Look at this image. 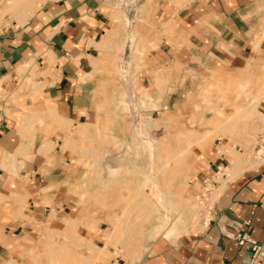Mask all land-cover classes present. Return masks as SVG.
Masks as SVG:
<instances>
[{"label":"crops","instance_id":"1","mask_svg":"<svg viewBox=\"0 0 264 264\" xmlns=\"http://www.w3.org/2000/svg\"><path fill=\"white\" fill-rule=\"evenodd\" d=\"M115 14H121L127 26L117 79L129 94L146 93L149 98L139 97L132 109L123 98L128 95L124 89L122 98L108 105L106 110L116 112L122 121L114 119L104 136L108 143L101 156L104 180L113 178L116 170H137L142 177L150 171L152 158L146 142L154 143L156 151L166 139L150 136L151 120L143 113L150 104L153 110H166L162 118L174 115L173 106L165 101L159 107L155 98L186 95L191 89L174 81H189L206 69L239 74L264 67V0H49L24 21H1L0 225L5 230L0 264L18 262L16 257L24 247L21 238L32 235L54 210L64 217L70 208L58 193L62 184L83 174L79 161L70 162L80 160V154L64 147L67 135L63 130L45 135L35 129L55 128L51 113L76 132L96 125L100 111L96 98L105 79L97 64L107 53L106 42L113 36L110 17ZM146 16L148 23L143 20ZM143 33L150 37L144 43L138 41ZM135 64L139 69L134 72ZM37 65L43 74L34 77ZM135 112L141 113L140 126L133 120ZM35 113L44 117L42 125L29 119ZM118 146L131 154L138 148L137 156L116 152ZM201 156L208 166H202L199 175L227 158L214 148ZM20 199L28 201L21 214L15 204ZM168 218L169 214L161 216L155 229ZM155 232L148 231L140 252L130 253L132 257L121 264H251L250 244H240L239 235L264 242V160L226 181L202 230H189L172 239ZM87 236L90 241L101 240L93 231Z\"/></svg>","mask_w":264,"mask_h":264},{"label":"rangeland","instance_id":"2","mask_svg":"<svg viewBox=\"0 0 264 264\" xmlns=\"http://www.w3.org/2000/svg\"><path fill=\"white\" fill-rule=\"evenodd\" d=\"M8 1L0 0V22L10 19L24 21L49 0H18L15 7L3 12ZM19 1L23 2L24 9L32 11L27 18L14 16ZM149 18L144 17V22L148 23ZM110 19L113 36L106 42L107 53L97 64V71L105 79L101 81L96 98L100 104L96 125L90 129L84 126L81 132H76L75 129H66L64 120L51 113L50 120L56 127L35 129L45 135L63 130L67 135L64 147L80 154V160L72 159L70 162L78 164L79 161L84 167L83 174L79 178H72L70 184H62L58 193L62 200L69 202L70 208L64 217L54 210L52 216L45 217L37 225L32 235L21 238L20 244L24 247L16 257L18 262L13 261L14 264H121L132 257L130 253L140 252L146 233L156 230L161 216L169 214L170 218L154 234H166L177 220L180 229L167 236L170 239L189 230H202L210 217L209 205L217 199L226 181L264 160V67L255 72L249 68L239 74L206 69L195 73L189 81L181 79L173 82L174 85H185V90L191 88L186 95L155 96L159 107L165 101L166 105L174 107L173 116L162 118L166 110H153L150 104L145 108L143 115L147 121L151 120L148 122L149 127L152 125L150 136L167 138L164 143H159L164 146L158 145L159 149L155 151L156 167L152 172L158 184L154 187L157 191L151 186L140 184L142 175L137 170L123 169L120 173L116 170L113 178L104 180L106 171L102 169L101 156L102 149L108 146L104 136L114 119L122 121L120 116L115 115L116 112L106 109L122 98L121 93L126 88L117 77L127 26L121 14H115ZM139 34L137 31L136 35ZM148 34H141L138 41L144 43L150 38ZM123 58L129 70L130 65L124 54ZM138 69L139 65L135 64L131 71ZM32 74L34 77L42 75V68L35 66ZM113 75L114 79H106ZM126 91L128 95L123 98L128 100L132 109H135L134 104L139 97L149 98L146 93L139 96ZM238 103L242 107L236 106ZM260 104L262 112L258 110ZM134 115L135 124L140 126L141 113L135 112ZM29 119L42 125L44 117L41 113H35ZM191 130L193 132H189ZM138 145L141 147L142 143ZM209 148L219 150L227 158L218 178L219 183L212 190L206 205L200 203L198 198V179L201 167L208 166L201 153ZM134 149L138 151V148ZM141 150L144 149L141 147ZM115 151L121 154L126 151L127 155L137 156L136 152L131 154L121 146ZM146 162L148 167V152ZM163 164L166 167L164 169ZM157 193L164 205L158 201ZM15 204H18L21 214L28 201L20 199ZM4 230L5 227L0 225V241ZM89 231L99 233L101 240L90 241L87 236ZM107 232H112L108 239Z\"/></svg>","mask_w":264,"mask_h":264},{"label":"built area","instance_id":"3","mask_svg":"<svg viewBox=\"0 0 264 264\" xmlns=\"http://www.w3.org/2000/svg\"><path fill=\"white\" fill-rule=\"evenodd\" d=\"M223 168V164L218 165L215 169H207L198 179L200 189L198 191V198L200 203L206 204L209 202V196L212 190L218 185V178ZM222 176L224 173L221 174ZM213 204V203H212ZM212 204L209 205V213L212 208ZM207 205V204H206ZM239 243H249L252 250L251 264H261V259L264 257V242L248 238L245 235H239Z\"/></svg>","mask_w":264,"mask_h":264},{"label":"bare ground","instance_id":"4","mask_svg":"<svg viewBox=\"0 0 264 264\" xmlns=\"http://www.w3.org/2000/svg\"><path fill=\"white\" fill-rule=\"evenodd\" d=\"M20 2V1H19ZM17 3H18V0H10V1H8V3H7V5H6V7L3 9V12H6V11H10L13 7H15L16 5H17ZM23 2H20L19 4H18V6H17V8L14 10V16L15 15H17V16H20V17H25V18H27L31 13H32V11H30V9H24L25 7L23 6L24 4H22ZM24 7V8H23ZM2 12V13H3ZM126 20H128L127 18H126ZM128 22V21H127ZM49 61H50V59H49ZM35 63V62H34ZM34 65V64H33ZM165 139H167L166 137H165ZM148 140V139H147ZM152 141V140H151ZM158 141H161V139H159ZM163 141V140H162ZM152 142H154V141H152ZM165 142V141H164ZM163 142V143H164ZM146 146H148V148L150 149L149 151V153H151V158H152V161L150 162V167H149V165H148V167H149V169L148 170H150V171H148V172H146V173H144L143 174V177H142V179L140 180V184H142V185H148V186H151L152 188H154V187H156V185H158L156 182H155V180H154V178H153V172H152V170L154 169V167H155V164H154V161H153V159H154V145L151 143V142H149L148 141V143L146 142ZM160 146L159 147H161V145L162 144H159ZM162 146H164V144L162 145ZM156 148H158V147H156ZM145 149H146V147H145ZM165 153V152H164ZM167 155V154H166ZM149 157V159L151 160V158ZM162 158V157H161ZM147 164V163H146ZM166 164V163H165ZM168 164V163H167ZM164 165V164H163ZM158 166V165H157ZM167 166V165H166ZM163 167H165V165L164 166H162V169H164ZM146 168V167H145ZM157 168H159V170H160V166H158ZM166 168V167H165ZM138 169H139V167H138ZM142 169V168H141ZM140 169V170H141ZM143 169H144V167H143ZM143 171V170H142ZM157 171V170H156ZM140 173V172H139ZM157 173H158V171H157ZM159 187V186H158ZM156 188H154V190H155ZM143 190V189H142ZM153 191V190H152ZM142 192H144V191H142ZM162 194H164V193H162ZM157 195H158V197L157 198H159V200L160 201H163L162 200V198L159 196V194L157 193ZM146 198H148L149 200H150V198H149V196H147L146 195ZM161 198V199H160ZM164 199H165V197H163ZM153 203V202H152ZM156 207V206H155ZM160 212H162V211H160ZM165 218V217H164ZM169 219H167V221H168ZM160 221H162V220H160ZM167 221H165V223L167 222ZM161 223V222H160ZM159 223V224H160ZM164 223V222H163ZM161 225V224H160ZM162 226V225H161ZM53 229V228H52ZM180 229V224H178V220L177 221H175L174 223H173V226H171L167 231H166V236H170V235H172V234H174V233H176V231H178ZM50 230V229H49ZM157 230H159V229H156V231ZM154 232V231H153ZM152 232V233H153ZM111 233L112 232H107V234H106V239H108L109 238V236L111 235ZM165 233V232H164ZM14 260H9L8 261V263L9 264H14V262H13Z\"/></svg>","mask_w":264,"mask_h":264}]
</instances>
